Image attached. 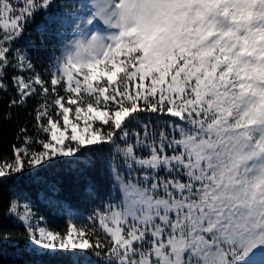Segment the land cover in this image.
<instances>
[{"label": "snow or ice", "instance_id": "obj_1", "mask_svg": "<svg viewBox=\"0 0 264 264\" xmlns=\"http://www.w3.org/2000/svg\"><path fill=\"white\" fill-rule=\"evenodd\" d=\"M0 105L17 264H264V0H0Z\"/></svg>", "mask_w": 264, "mask_h": 264}, {"label": "trees", "instance_id": "obj_2", "mask_svg": "<svg viewBox=\"0 0 264 264\" xmlns=\"http://www.w3.org/2000/svg\"><path fill=\"white\" fill-rule=\"evenodd\" d=\"M3 114V106L0 105V152L6 151L11 147V144L14 139V133L16 132V124H15V117L12 121H5L2 119ZM28 177H22L21 178V186H24L27 188L28 191H31L33 193L34 199H36V186H28L26 184ZM49 180L61 181V189H62V196L67 197L71 199L74 203H78V197L76 192V187L73 185H70L67 181V178L63 175L61 176H49ZM81 208H83V205H79ZM4 209L0 208V212H3ZM48 223L50 226H56L60 225L63 226V220L58 219L56 217H53L49 214L48 217ZM7 232L10 234L11 238L19 243L22 244L23 242V234L22 229L18 228H8ZM3 236V232H0V237ZM0 248H3V252H0V264H17L18 258L15 255V248L11 245H0Z\"/></svg>", "mask_w": 264, "mask_h": 264}, {"label": "rangeland", "instance_id": "obj_3", "mask_svg": "<svg viewBox=\"0 0 264 264\" xmlns=\"http://www.w3.org/2000/svg\"><path fill=\"white\" fill-rule=\"evenodd\" d=\"M72 114L70 113V118H71Z\"/></svg>", "mask_w": 264, "mask_h": 264}]
</instances>
